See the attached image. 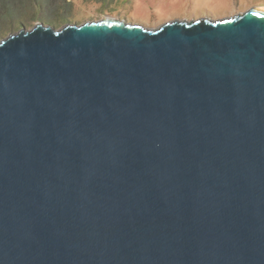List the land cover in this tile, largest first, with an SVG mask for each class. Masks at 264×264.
<instances>
[{"label": "water", "instance_id": "1", "mask_svg": "<svg viewBox=\"0 0 264 264\" xmlns=\"http://www.w3.org/2000/svg\"><path fill=\"white\" fill-rule=\"evenodd\" d=\"M0 264H264V11L0 39Z\"/></svg>", "mask_w": 264, "mask_h": 264}, {"label": "rangeland", "instance_id": "2", "mask_svg": "<svg viewBox=\"0 0 264 264\" xmlns=\"http://www.w3.org/2000/svg\"><path fill=\"white\" fill-rule=\"evenodd\" d=\"M13 19H0V39L15 33L21 25L32 28L38 22L60 28L68 22L78 24L103 17L140 22L157 28L168 20H191L201 16L220 19L241 13L253 6L264 7V0H70L49 9L30 6Z\"/></svg>", "mask_w": 264, "mask_h": 264}, {"label": "trees", "instance_id": "3", "mask_svg": "<svg viewBox=\"0 0 264 264\" xmlns=\"http://www.w3.org/2000/svg\"><path fill=\"white\" fill-rule=\"evenodd\" d=\"M27 1L30 6L42 7L45 4L49 9H52L60 5V1L69 2L70 0H0V19L15 18L27 7Z\"/></svg>", "mask_w": 264, "mask_h": 264}, {"label": "bare ground", "instance_id": "4", "mask_svg": "<svg viewBox=\"0 0 264 264\" xmlns=\"http://www.w3.org/2000/svg\"><path fill=\"white\" fill-rule=\"evenodd\" d=\"M254 7H256L257 9H259V10H262V11H264V7H262V6H254ZM239 14V13H238ZM233 16V15H232ZM227 17H229V16H227ZM103 18H110V17H103ZM225 18V17H224Z\"/></svg>", "mask_w": 264, "mask_h": 264}]
</instances>
